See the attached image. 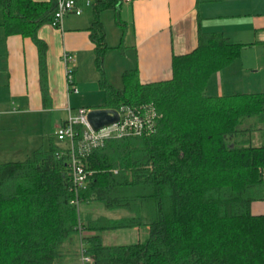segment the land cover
Returning a JSON list of instances; mask_svg holds the SVG:
<instances>
[{
  "label": "trees",
  "instance_id": "trees-1",
  "mask_svg": "<svg viewBox=\"0 0 264 264\" xmlns=\"http://www.w3.org/2000/svg\"><path fill=\"white\" fill-rule=\"evenodd\" d=\"M57 4L0 0V28L37 46L45 106L47 46L38 31L53 20ZM122 4L98 1L88 30L108 96L104 108L152 107L156 130L94 149L83 159L87 182L78 200L128 216L83 214L71 204L70 149L52 135L49 148L26 161L0 163V264H66L80 260L81 244L89 264H264V216L251 213L254 202L264 201V93L207 92L212 76L246 45L200 34L193 53L173 59L170 80L143 85L131 71L117 90L105 79L111 48L100 15L113 11L122 27ZM135 230L145 231V242L103 243L104 233Z\"/></svg>",
  "mask_w": 264,
  "mask_h": 264
},
{
  "label": "crops",
  "instance_id": "crops-1",
  "mask_svg": "<svg viewBox=\"0 0 264 264\" xmlns=\"http://www.w3.org/2000/svg\"><path fill=\"white\" fill-rule=\"evenodd\" d=\"M93 19V9H85L81 16L65 17L61 28L46 24L38 31V38L47 46V106L44 105L39 53L34 41L21 35L8 36L0 28V134H25L27 131L37 134L44 121L53 120L56 127L52 138L55 129L78 109H106L108 96L100 85L102 77L96 68L95 45L88 31ZM100 19L111 48L104 61L105 79L117 90L124 88V75L131 71H137L143 85L170 80L175 57L193 53L198 48L200 34H220L230 44L246 47L232 65L212 76L208 94L230 97L264 93L261 77L264 70L259 68L261 56L255 51L264 47V0H132L120 8L122 27L117 25L113 11L103 12ZM2 24L0 12V26ZM244 51L254 52L251 65L242 59ZM65 54L75 60L68 68L78 94L70 90L67 66L63 61ZM98 89L105 93L104 106L92 109L78 103V97H91ZM84 104L93 102L84 101ZM28 137L31 140L25 145H29L26 150L29 155L37 147L33 136ZM37 138L44 144L42 136L37 134L33 139ZM9 144L11 148L16 147L15 143ZM97 206L100 216L110 219L116 217L115 213L118 219L128 216L125 211H106L102 205ZM251 213L264 216V201L254 202ZM135 232L141 240L143 232ZM66 264L81 263L78 259Z\"/></svg>",
  "mask_w": 264,
  "mask_h": 264
},
{
  "label": "built area",
  "instance_id": "built-area-1",
  "mask_svg": "<svg viewBox=\"0 0 264 264\" xmlns=\"http://www.w3.org/2000/svg\"><path fill=\"white\" fill-rule=\"evenodd\" d=\"M101 0H58L57 10L50 25L54 28H61L63 20L67 16H81L85 9H92ZM132 0H123V3H131ZM63 61L67 66V79L72 94H78L73 82L72 71L69 65L75 62L71 55L65 54ZM118 113V122L95 131L88 122V115L92 110L80 109L76 115H70L69 119L53 132L54 138L68 144L70 158L67 168V176L75 191V199L72 205L78 208L81 213L82 204L78 200V192L83 189L87 182V172L83 159L94 150L101 148L109 140L123 138L148 137L156 130L157 113L149 106L130 108L120 107L114 110ZM81 229V228H80ZM85 235L81 231V237ZM91 259L86 255L85 248L81 244L80 263L89 264Z\"/></svg>",
  "mask_w": 264,
  "mask_h": 264
},
{
  "label": "rangeland",
  "instance_id": "rangeland-1",
  "mask_svg": "<svg viewBox=\"0 0 264 264\" xmlns=\"http://www.w3.org/2000/svg\"><path fill=\"white\" fill-rule=\"evenodd\" d=\"M255 51L261 56L259 58V64H260L259 68L264 70V47L259 48L258 50H255ZM243 54L244 55L242 59L251 65L253 61L252 57H255L254 52L244 51ZM261 77H262V80H264V74H262ZM262 84H264V82ZM104 97H105V93L98 89L97 91L94 92V94L91 95V97L86 98L84 96H80L78 97L77 101L78 103H81V106L92 107V109H96V108H101L102 106H104V103H105ZM84 101H87V103L88 101L89 102L92 101L93 104H84ZM74 115H76V112ZM55 127H56V122L53 120L44 121L42 123V127L39 129V132L37 134L43 137L44 144H41V142L38 141L40 140L38 138L33 139L37 136V134H34V133L30 134V131H27L25 134L23 132H17V133L9 132L5 134H0V163H4V162L7 163L9 161L10 162H21V161L23 162V161H26L28 158H31L33 156V153L36 150L41 149V148L48 149L50 146V136ZM28 135L33 136L32 140L33 142H35V145L37 147L34 150V152H31L29 155L26 152V150H28L29 145H25V143L28 140H31L29 139ZM54 142L58 145H63L57 142L56 140ZM9 143H15L16 147L11 148L12 145ZM35 145H33V147H35ZM97 205L98 204H93L90 206H83L81 208V213H84V214L88 213V214H93L95 216H100L99 215L100 210L98 209ZM115 214H116V217L115 218L112 217V218L118 219L117 218L119 217V215H117L118 213H115ZM142 232H143L142 235H140L142 239L141 242H145L146 233H144L145 231H142ZM138 238H139V235L135 231H119V232H108V233L102 234V240H103L104 245H110V246L130 245V244L136 243V241L138 242Z\"/></svg>",
  "mask_w": 264,
  "mask_h": 264
},
{
  "label": "water",
  "instance_id": "water-1",
  "mask_svg": "<svg viewBox=\"0 0 264 264\" xmlns=\"http://www.w3.org/2000/svg\"><path fill=\"white\" fill-rule=\"evenodd\" d=\"M118 113L114 110H93L88 115V122L95 131L118 122Z\"/></svg>",
  "mask_w": 264,
  "mask_h": 264
}]
</instances>
